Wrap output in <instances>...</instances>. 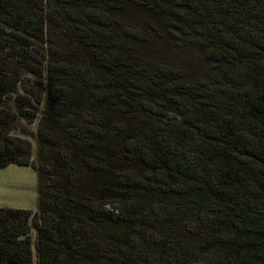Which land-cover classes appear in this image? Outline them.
<instances>
[{"label": "trees", "instance_id": "16d2710c", "mask_svg": "<svg viewBox=\"0 0 264 264\" xmlns=\"http://www.w3.org/2000/svg\"><path fill=\"white\" fill-rule=\"evenodd\" d=\"M0 24L48 83L0 93V168L38 173L0 264H264V0H0Z\"/></svg>", "mask_w": 264, "mask_h": 264}, {"label": "rangeland", "instance_id": "374dc122", "mask_svg": "<svg viewBox=\"0 0 264 264\" xmlns=\"http://www.w3.org/2000/svg\"><path fill=\"white\" fill-rule=\"evenodd\" d=\"M35 53H45L41 59L48 60L50 51L48 43L30 40ZM13 37L10 30L0 24V93L7 108L15 110V99H25L28 90L32 89L39 98H45L48 83L46 74L37 75L26 72L18 64L13 50ZM39 56V55H37ZM11 135L21 136L36 142L37 122L30 124L18 119L8 128ZM0 207L38 210V173L33 164H10L0 168ZM35 234V231H33ZM34 264H37L36 248L34 247Z\"/></svg>", "mask_w": 264, "mask_h": 264}]
</instances>
